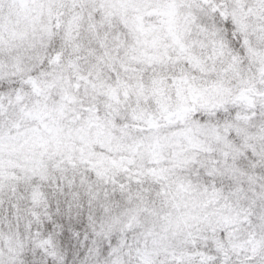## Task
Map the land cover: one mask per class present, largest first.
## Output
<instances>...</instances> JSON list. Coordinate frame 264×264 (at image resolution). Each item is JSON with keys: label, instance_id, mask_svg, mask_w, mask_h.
<instances>
[{"label": "snow or ice", "instance_id": "1", "mask_svg": "<svg viewBox=\"0 0 264 264\" xmlns=\"http://www.w3.org/2000/svg\"><path fill=\"white\" fill-rule=\"evenodd\" d=\"M0 264H264V0H0Z\"/></svg>", "mask_w": 264, "mask_h": 264}]
</instances>
